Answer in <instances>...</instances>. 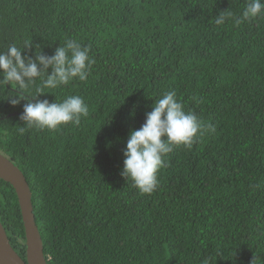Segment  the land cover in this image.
<instances>
[{"label":"trees","instance_id":"16d2710c","mask_svg":"<svg viewBox=\"0 0 264 264\" xmlns=\"http://www.w3.org/2000/svg\"><path fill=\"white\" fill-rule=\"evenodd\" d=\"M248 2L0 0V53L35 61L73 39L95 61L86 81L39 96L51 68L23 88L0 75V154L29 186L47 264H264V13L214 22ZM167 92L203 133L166 154L157 189L141 194L121 176L123 153ZM69 96L88 106L79 125L21 120L24 101ZM0 223L25 260L18 199L1 179Z\"/></svg>","mask_w":264,"mask_h":264},{"label":"clouds","instance_id":"9594fccd","mask_svg":"<svg viewBox=\"0 0 264 264\" xmlns=\"http://www.w3.org/2000/svg\"><path fill=\"white\" fill-rule=\"evenodd\" d=\"M262 13L264 0H249L241 16L235 17L230 11H226L215 17L214 22L216 25H224L232 21L235 25H240ZM89 51V48L82 47L78 41L68 39L64 46L55 50L53 56L37 54V59L31 61L25 59L22 51L11 47L6 54L0 53V75L5 81L17 82L23 88L41 75V68L45 71L51 68V74L43 81V87L36 89L37 96L43 95L45 88L56 89L77 78L82 82L86 81L90 68L95 63ZM21 101L20 98L8 100L13 107ZM87 115L88 106L83 98L69 96L61 102L24 101L21 120L28 129L57 130L69 123L79 125L81 118ZM145 115L143 125L129 134L123 153L121 176L126 182L130 180L139 193L152 194L158 187V172L166 166L164 156L176 146L190 147L203 133V127L194 112H185L175 92H167L155 100L152 110ZM208 130L215 132L214 128ZM20 131L23 133L25 127H21Z\"/></svg>","mask_w":264,"mask_h":264},{"label":"water","instance_id":"95a60500","mask_svg":"<svg viewBox=\"0 0 264 264\" xmlns=\"http://www.w3.org/2000/svg\"><path fill=\"white\" fill-rule=\"evenodd\" d=\"M0 179L14 189L25 234V260L11 247L0 223V264H47L43 254L42 239L35 224L31 191L22 172L0 154Z\"/></svg>","mask_w":264,"mask_h":264},{"label":"bare ground","instance_id":"6f19581e","mask_svg":"<svg viewBox=\"0 0 264 264\" xmlns=\"http://www.w3.org/2000/svg\"><path fill=\"white\" fill-rule=\"evenodd\" d=\"M42 244H43V241H42Z\"/></svg>","mask_w":264,"mask_h":264}]
</instances>
